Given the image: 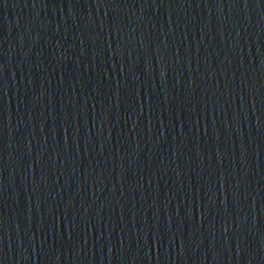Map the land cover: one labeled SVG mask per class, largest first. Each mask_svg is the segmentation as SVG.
Returning a JSON list of instances; mask_svg holds the SVG:
<instances>
[{"label":"water","instance_id":"95a60500","mask_svg":"<svg viewBox=\"0 0 264 264\" xmlns=\"http://www.w3.org/2000/svg\"><path fill=\"white\" fill-rule=\"evenodd\" d=\"M0 92L58 264H264V0H0Z\"/></svg>","mask_w":264,"mask_h":264}]
</instances>
